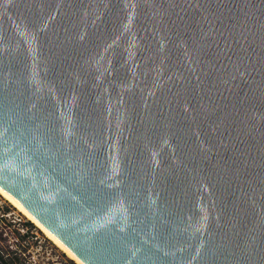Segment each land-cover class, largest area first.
Segmentation results:
<instances>
[{"label": "water", "instance_id": "95a60500", "mask_svg": "<svg viewBox=\"0 0 264 264\" xmlns=\"http://www.w3.org/2000/svg\"><path fill=\"white\" fill-rule=\"evenodd\" d=\"M0 186L84 264H264V0H0Z\"/></svg>", "mask_w": 264, "mask_h": 264}, {"label": "rangeland", "instance_id": "374dc122", "mask_svg": "<svg viewBox=\"0 0 264 264\" xmlns=\"http://www.w3.org/2000/svg\"><path fill=\"white\" fill-rule=\"evenodd\" d=\"M0 264H76L0 194Z\"/></svg>", "mask_w": 264, "mask_h": 264}, {"label": "bare ground", "instance_id": "6f19581e", "mask_svg": "<svg viewBox=\"0 0 264 264\" xmlns=\"http://www.w3.org/2000/svg\"><path fill=\"white\" fill-rule=\"evenodd\" d=\"M0 194L9 200L20 212H22L30 221H32L52 242L58 246L70 259L76 264H84L76 255H74L61 241H59L45 226H43L29 211H27L19 202L10 196L1 186Z\"/></svg>", "mask_w": 264, "mask_h": 264}]
</instances>
